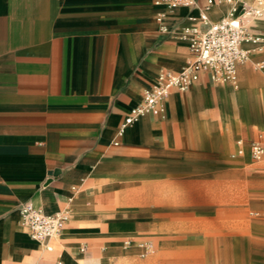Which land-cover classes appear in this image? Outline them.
Here are the masks:
<instances>
[{
    "label": "crops",
    "instance_id": "crops-1",
    "mask_svg": "<svg viewBox=\"0 0 264 264\" xmlns=\"http://www.w3.org/2000/svg\"><path fill=\"white\" fill-rule=\"evenodd\" d=\"M170 1L0 0V264H203L199 235L213 211L191 199L204 196L229 199L220 225L232 236L247 228L249 200L231 180L241 171L225 162L227 151L241 154L221 129L232 105L264 111V73L253 67L264 63V14L249 23L261 43L244 44L237 89L202 72L118 133L158 74L193 58L181 33L200 26L189 17L208 0ZM213 1L207 14L218 21L230 6ZM23 203L65 210L59 234L32 239ZM255 205L264 208V193Z\"/></svg>",
    "mask_w": 264,
    "mask_h": 264
},
{
    "label": "built area",
    "instance_id": "built-area-1",
    "mask_svg": "<svg viewBox=\"0 0 264 264\" xmlns=\"http://www.w3.org/2000/svg\"><path fill=\"white\" fill-rule=\"evenodd\" d=\"M223 1L229 4L230 9L218 21H211L207 14L213 0H208L197 16L189 17V20L200 24L185 27L181 33L183 38L189 40L192 60L177 73L161 71L158 74L156 81L144 91L142 102L132 108L124 119L119 134L141 115L159 113L162 100L172 89L188 90L202 72L210 73L215 81L229 82L235 86L237 65L247 61L251 52L244 44L260 48L261 39L251 32L249 23L264 14V0H253L251 3L246 0ZM169 4L171 7L193 6L195 2L171 0ZM259 67L264 68V63H260ZM238 145V154L247 150L251 159L264 167V133H259L249 141L240 140ZM19 211L21 223L31 238L45 243L59 234L68 217L65 210L45 213L30 203H23ZM46 248L51 249V246L46 245Z\"/></svg>",
    "mask_w": 264,
    "mask_h": 264
},
{
    "label": "rangeland",
    "instance_id": "rangeland-1",
    "mask_svg": "<svg viewBox=\"0 0 264 264\" xmlns=\"http://www.w3.org/2000/svg\"><path fill=\"white\" fill-rule=\"evenodd\" d=\"M253 67L254 71L264 73V68H260L259 65H253ZM234 88L236 87L234 86ZM232 90L231 92H234ZM230 114L228 121L231 127H223L221 131H223L222 134L229 133L233 137L234 144L238 145L240 140L245 142L256 132L264 131V111H251L248 108H243L242 105H232ZM238 149H240V145H238ZM235 153L238 155L237 151ZM232 154V150L226 152L225 162L230 164L234 162L235 165L237 164L235 168L241 171V174H237L231 180L235 184L233 189L244 191L245 200L250 202L246 203L247 212L243 218L248 226L240 235L232 236L230 231L220 225V222L226 220L227 207L230 206L227 204L229 199L207 196L191 199L194 202L202 201L204 207H211L208 210L213 211L212 214L204 215L208 222H212L210 225H213V228L206 229L202 235H199L206 238L208 242V261L203 264H264V208L259 209L255 205L258 194L264 193V183L258 182L259 178L256 174L264 175V167L252 165L246 150L239 157V161L233 160ZM187 186L192 187L193 185L187 183ZM203 189L219 191L218 195H221V191L224 189L232 191V187L226 188L220 183L213 182L205 183ZM193 232V230L190 231V233ZM193 236H195L194 233ZM190 263L194 264L191 260Z\"/></svg>",
    "mask_w": 264,
    "mask_h": 264
}]
</instances>
